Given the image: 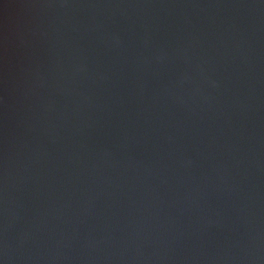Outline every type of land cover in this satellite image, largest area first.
<instances>
[{"label":"water","instance_id":"95a60500","mask_svg":"<svg viewBox=\"0 0 264 264\" xmlns=\"http://www.w3.org/2000/svg\"><path fill=\"white\" fill-rule=\"evenodd\" d=\"M0 264H264V0H0Z\"/></svg>","mask_w":264,"mask_h":264}]
</instances>
